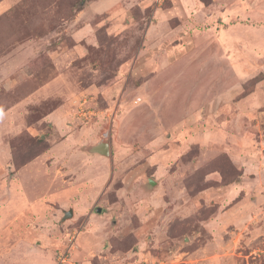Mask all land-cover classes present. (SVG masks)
<instances>
[{
  "label": "rangeland",
  "instance_id": "374dc122",
  "mask_svg": "<svg viewBox=\"0 0 264 264\" xmlns=\"http://www.w3.org/2000/svg\"><path fill=\"white\" fill-rule=\"evenodd\" d=\"M194 1L0 4V264H264V189L228 185L264 127V11Z\"/></svg>",
  "mask_w": 264,
  "mask_h": 264
},
{
  "label": "crops",
  "instance_id": "0c3cea01",
  "mask_svg": "<svg viewBox=\"0 0 264 264\" xmlns=\"http://www.w3.org/2000/svg\"><path fill=\"white\" fill-rule=\"evenodd\" d=\"M213 2L211 4H223V8H225V15L228 16V14L231 15H241L240 18L244 19L245 16L247 15L248 12H250L252 9L251 6L254 5L253 7L256 8L259 12H263L264 10L262 9V7L264 6V0H212ZM193 3L194 5H196L199 9H202L199 7L198 4H196V2L194 0H184L185 6L190 7V3ZM4 3V0L1 2ZM0 3V4H1ZM252 4V5H251ZM235 5V6H232ZM230 7V8H227ZM85 11V9H84ZM230 12V13H228ZM228 13V14H227ZM72 26V25H71ZM87 24H83L82 27L78 28V29H73L70 33V38L72 40V46L71 48L68 50V52H56L54 57L59 56L60 59H63L65 55L74 53L77 44L79 42H81V35L83 33L84 30H87ZM90 32V30H89ZM85 34V33H84ZM87 34V33H86ZM83 36V35H82ZM88 36V35H87ZM86 38L89 40V37ZM231 39V38H230ZM233 39L230 40V42L232 43ZM68 53V54H66ZM72 55V54H71ZM73 56V55H72ZM64 60V59H63ZM66 60V59H65ZM13 71V70H12ZM15 71V69H14ZM28 70L26 71V69H20L17 70L16 73L18 75H24L25 73H27ZM60 80V76L54 78L53 80L48 81L47 83H45L44 85L40 86V88H38L34 93H33V97H31L33 99L32 102L37 101V99L34 100V98H39L42 97L46 92L52 90L55 86L58 85ZM110 91H107L106 89L102 90V95H105L107 93H109ZM76 97V96H75ZM78 97H76L75 100H77ZM74 100V101H75ZM87 102V99L83 100V105ZM77 107H82L81 104H79V101L77 100ZM72 104V103H71ZM61 108H54L52 111H49L46 113V115H44L41 120L48 122L49 124L52 125V127H54V131L57 130V128H62L63 127V121H65L68 117L67 114L63 111H61L64 106H60ZM56 109V110H55ZM80 112L82 110V108H79ZM99 111L94 112L95 115L99 114ZM83 113V112H81ZM90 110H88L87 112L85 111L84 114L86 116V119H84L85 117H80L82 118L81 120L83 121H89L90 119H87V114H90ZM229 120V123L232 122L233 119V115H229L227 116V118ZM258 122H261V124H264V119H262L261 121H259L257 119ZM256 121V122H257ZM254 123V121L252 120V124ZM232 124V123H231ZM250 124V123H249ZM74 125V124H73ZM259 125V123H255L254 128H257V126ZM56 127V129H55ZM31 129H35L34 127H30ZM29 129V128H28ZM252 129V128H251ZM84 130V129H83ZM81 131V133H84V131ZM259 132L261 131L259 138H254L253 136H256V133L252 135V133L250 135V137H248V148L246 149H238L236 151H229V156L232 160V162L237 166L238 169L242 170V174L239 177L237 182H233L228 184V185H235V186H243V183H245V177L246 175L244 174L245 172H249V174H251L250 180L248 182V184L250 185V188L252 187L253 189H264V127L262 126V129H259ZM89 140H93V138L89 139ZM100 142V141H99ZM98 142H91L88 143L86 145H84L83 148H85L86 146H90V145H94ZM111 146V144H110ZM85 151V150H84ZM88 154V152H87ZM91 154V153H89ZM97 154V153H92V155ZM112 155V147H111V154ZM103 156V155H102ZM234 186V187H235ZM262 193V192H261ZM260 193V194H261ZM71 209V208H70Z\"/></svg>",
  "mask_w": 264,
  "mask_h": 264
},
{
  "label": "water",
  "instance_id": "95a60500",
  "mask_svg": "<svg viewBox=\"0 0 264 264\" xmlns=\"http://www.w3.org/2000/svg\"><path fill=\"white\" fill-rule=\"evenodd\" d=\"M84 150L88 153H97V154H100V155H103V156H110L111 154V146H110V142L107 140H102L94 145H90V146H86L84 148ZM148 184L149 185H153L154 184V181L149 178L148 179ZM100 209L97 208V211H99ZM72 214H73V211L72 209H69L68 211H66L64 213V216L62 217V220L64 219H68L70 217H72Z\"/></svg>",
  "mask_w": 264,
  "mask_h": 264
},
{
  "label": "built area",
  "instance_id": "2783aa9c",
  "mask_svg": "<svg viewBox=\"0 0 264 264\" xmlns=\"http://www.w3.org/2000/svg\"><path fill=\"white\" fill-rule=\"evenodd\" d=\"M57 260H58L59 263L63 264V263H65L68 259H67V256L65 255V253H61V254H59Z\"/></svg>",
  "mask_w": 264,
  "mask_h": 264
},
{
  "label": "trees",
  "instance_id": "16d2710c",
  "mask_svg": "<svg viewBox=\"0 0 264 264\" xmlns=\"http://www.w3.org/2000/svg\"><path fill=\"white\" fill-rule=\"evenodd\" d=\"M44 115H46V113H45ZM44 115H43V116H44ZM43 116H42V117H43ZM38 139H39V138H37V140H38Z\"/></svg>",
  "mask_w": 264,
  "mask_h": 264
}]
</instances>
